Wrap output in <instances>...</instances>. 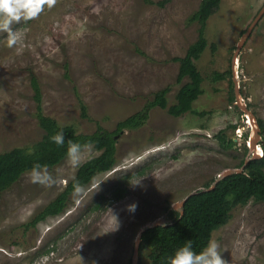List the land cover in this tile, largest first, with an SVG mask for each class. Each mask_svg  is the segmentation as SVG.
<instances>
[{
  "label": "rangeland",
  "instance_id": "obj_1",
  "mask_svg": "<svg viewBox=\"0 0 264 264\" xmlns=\"http://www.w3.org/2000/svg\"><path fill=\"white\" fill-rule=\"evenodd\" d=\"M200 3L43 0L36 17L13 23V47L0 32V152L32 151L45 134L32 74L40 83L44 113L77 133L91 134L98 123L114 131L165 87L168 105L176 103L189 80L178 82L176 58L199 38L201 23L190 19ZM263 8L264 0H221L206 21L207 46L195 59L204 80L192 110L173 116L156 106L143 126L122 130L113 168L95 175L81 195L72 192L63 212L28 226L75 176L79 167L66 156L44 167L52 182H33L29 170L0 189V264H132L144 228L158 219L171 223L175 205L224 171L241 169L240 162L251 157L246 138L253 128L237 102L264 121V13L241 46L236 67L233 57ZM215 71L227 73L226 79L214 81ZM223 139L235 144L222 146ZM261 141L264 136L260 147ZM100 153L94 146L91 153L86 149L82 163ZM119 183L125 194L113 199ZM133 203L135 211H129ZM211 240L227 264H264V200L236 206ZM150 251L140 254L141 264H151Z\"/></svg>",
  "mask_w": 264,
  "mask_h": 264
},
{
  "label": "trees",
  "instance_id": "obj_2",
  "mask_svg": "<svg viewBox=\"0 0 264 264\" xmlns=\"http://www.w3.org/2000/svg\"><path fill=\"white\" fill-rule=\"evenodd\" d=\"M221 0H201L199 9L190 20L197 19L201 23L198 40L193 43L185 56L176 58L180 62L178 82L185 77L189 80L183 84L177 94L176 103L168 105L167 93L169 87L157 91L153 99H150L145 107L133 115L117 123L116 129L110 131L97 124V129L91 134L77 133L73 127L61 126L57 121L47 116L42 107V93L40 83L32 74L31 82L35 90L37 102V117L40 126L45 130L43 138L36 142L32 151L26 148L17 147L6 152H0V189L5 190L11 187L21 175L37 164L44 167H54L66 156L68 141L80 142L82 145L91 144L101 153L83 162L73 179L65 189L52 200L42 211H40L28 224L35 226L39 221L63 212L69 202V196L74 191L75 182L81 186L89 183L99 173L107 172L116 163V136L124 129H137L143 126L149 118L150 110L156 106L167 108L173 116H180L192 110L195 100L202 94L203 75L199 71L195 59L205 50L207 40L205 38V26L207 19L220 7ZM215 49V46L213 45ZM229 83L234 90L235 83L232 77V69L229 70ZM227 73L215 71L212 74L214 81L226 79ZM235 99V95L232 96ZM205 112L198 114L203 115ZM82 115L89 117L87 108L82 105ZM260 133L264 136V121L257 119ZM61 127L65 135L64 146H57L49 138ZM249 140V137L246 138ZM222 146L231 147L235 144L233 139L221 142ZM263 150L262 157L251 159L244 166L243 171L233 173L220 180L214 188L209 189L214 183H208L206 189L190 195L184 203L183 214L179 210L172 209L169 216L172 219L167 225H157L142 232L140 243V254L150 249L151 264H166V259L176 248L191 241L193 248L199 251L207 245L212 238V233L219 227L226 224L231 216V211L238 205H245L251 199L264 200V142L261 141ZM241 167L245 160L240 162ZM123 184L116 185L111 191L113 199H120L125 194ZM104 196L101 195L100 198ZM138 264H141L139 262Z\"/></svg>",
  "mask_w": 264,
  "mask_h": 264
},
{
  "label": "clouds",
  "instance_id": "obj_3",
  "mask_svg": "<svg viewBox=\"0 0 264 264\" xmlns=\"http://www.w3.org/2000/svg\"><path fill=\"white\" fill-rule=\"evenodd\" d=\"M43 0H0V32L7 33L6 45L11 48L17 43V36L12 28L14 22L29 20L36 17L42 10ZM57 146H64L65 135L63 128L49 138ZM250 140V138H249ZM92 145H82L80 142L68 141L66 157L72 167H79L82 163L84 151L91 153ZM261 148V147H260ZM261 157L263 150L261 148ZM31 179L37 183H49L53 181L52 176L45 168L37 164L31 172ZM83 186L79 182L74 184V196L83 193ZM136 205L128 206L129 211H135ZM118 226V224H117ZM116 226V227H117ZM222 251L217 242L210 240L206 246L199 251L193 248L191 241H186L167 257L166 264H227L222 258Z\"/></svg>",
  "mask_w": 264,
  "mask_h": 264
},
{
  "label": "water",
  "instance_id": "obj_4",
  "mask_svg": "<svg viewBox=\"0 0 264 264\" xmlns=\"http://www.w3.org/2000/svg\"><path fill=\"white\" fill-rule=\"evenodd\" d=\"M263 13H264V8L261 10V12L255 18L252 26L245 32L244 37L239 42L238 47H237V50H236L235 55L233 57L234 67H236L235 64L237 62L238 53L240 51L241 46L243 45V43H244L245 39L247 38V36L250 34V32L252 30V27L256 24V22L262 16ZM237 92H238V90H236V93ZM237 103L241 106V108L244 111V113L246 114V116L249 117L250 120L253 121V123L256 125V136H255V138H251L250 137V141H249V148H250L251 157L245 159V163H244V165H243V167L241 169H235V170L228 169V170L224 171L223 173H221L217 177V179L214 181V183L211 185V187L209 189L214 188L215 185L220 180H222L223 178L227 177L228 175H231L233 173H239V172L243 171L244 166L249 162V160H251V159H258V158L261 157V153H259V151H258V149H260L259 141H260V138H261L260 127H259L258 121H257L255 115L252 113V111L249 110V108L247 107V105L241 104V103H239V101ZM187 198H185L183 201H181L177 205H175V209H178L181 212V215L183 214V206H184V203L187 200ZM157 225H163V226H165L167 224L163 223L162 222V219H158L153 224H151L150 226L144 228L142 230V232L145 231L148 228H151V227H154V226H157ZM142 232L138 236V238L136 240V243H135V248H134V253H133V259H134V261H133L132 264H138L139 263V256H140V253H139L140 251L139 250H140V243H141V235H142Z\"/></svg>",
  "mask_w": 264,
  "mask_h": 264
},
{
  "label": "bare ground",
  "instance_id": "obj_5",
  "mask_svg": "<svg viewBox=\"0 0 264 264\" xmlns=\"http://www.w3.org/2000/svg\"><path fill=\"white\" fill-rule=\"evenodd\" d=\"M249 118V117H248ZM249 121H250V123L252 124V128H253V130H252V134H251V138H255V136H256V125L253 123V121H251L250 120V118H249ZM259 147V146H258ZM258 151H259V153H261L262 151H261V148L260 149H258ZM263 154V153H262Z\"/></svg>",
  "mask_w": 264,
  "mask_h": 264
}]
</instances>
